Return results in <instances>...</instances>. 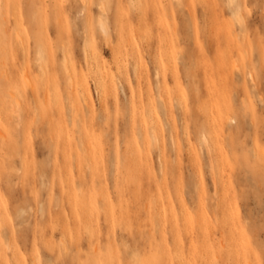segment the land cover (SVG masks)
<instances>
[{"label":"rangeland","instance_id":"1","mask_svg":"<svg viewBox=\"0 0 264 264\" xmlns=\"http://www.w3.org/2000/svg\"><path fill=\"white\" fill-rule=\"evenodd\" d=\"M241 2L243 26L227 0H0V264H264Z\"/></svg>","mask_w":264,"mask_h":264},{"label":"snow or ice","instance_id":"2","mask_svg":"<svg viewBox=\"0 0 264 264\" xmlns=\"http://www.w3.org/2000/svg\"><path fill=\"white\" fill-rule=\"evenodd\" d=\"M261 4L264 5V0H261ZM247 7V3H242L241 0H227L226 3V8L232 13V19L241 26L244 24Z\"/></svg>","mask_w":264,"mask_h":264},{"label":"bare ground","instance_id":"3","mask_svg":"<svg viewBox=\"0 0 264 264\" xmlns=\"http://www.w3.org/2000/svg\"><path fill=\"white\" fill-rule=\"evenodd\" d=\"M101 28L103 29V31H105V27H104L103 24H101ZM250 75H251V73H250ZM203 141H204L205 143H207V138H206V136H203Z\"/></svg>","mask_w":264,"mask_h":264}]
</instances>
